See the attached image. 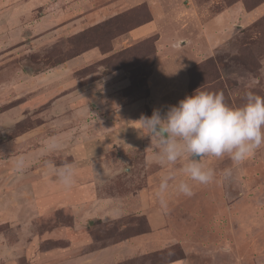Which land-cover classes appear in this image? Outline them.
Listing matches in <instances>:
<instances>
[{"label":"rangeland","instance_id":"obj_1","mask_svg":"<svg viewBox=\"0 0 264 264\" xmlns=\"http://www.w3.org/2000/svg\"><path fill=\"white\" fill-rule=\"evenodd\" d=\"M199 87L264 97V0H0V264H264V146L155 196L139 120Z\"/></svg>","mask_w":264,"mask_h":264},{"label":"clouds","instance_id":"obj_2","mask_svg":"<svg viewBox=\"0 0 264 264\" xmlns=\"http://www.w3.org/2000/svg\"><path fill=\"white\" fill-rule=\"evenodd\" d=\"M139 123L140 131L154 146L157 162L167 169L155 192L161 206L166 207L170 187L191 196L193 184L189 181L200 185L213 182L216 172L202 164L201 158L227 157L239 165L264 146V97L248 91L244 102L233 107L225 102L222 92L199 87L169 106L163 115L154 110L150 117L142 116ZM56 175L65 188L72 187V167L65 166ZM223 175L230 176L231 169H225Z\"/></svg>","mask_w":264,"mask_h":264},{"label":"trees","instance_id":"obj_3","mask_svg":"<svg viewBox=\"0 0 264 264\" xmlns=\"http://www.w3.org/2000/svg\"><path fill=\"white\" fill-rule=\"evenodd\" d=\"M118 18L119 17H116V18H113V19H110V20H108V21H106V22H103V23H101V24H99V25H96V26H93L92 27V48L93 47H97V46H100L99 45V41H98V35L97 34H99V32L97 33V29H101L102 30V28L101 27H103L104 25H105V23L106 24H109V26H108V28L106 29V31H109L111 28H112V26L118 21ZM112 24V25H111ZM111 25V26H110ZM105 28V27H104ZM128 30H130V28H127L125 31H128ZM124 31V32H125ZM123 33V32H122ZM100 35V34H99ZM109 36H111V37H109ZM108 37H107V39L106 40H110V39H112L113 37H116L117 35H115V36H113V35H109ZM100 49L102 50V52L103 53H107L109 50H105V48L103 49V48H101L100 47ZM85 50H81V51H79V52H77L76 54H73L72 56H69L68 58H66L64 61H66L67 59H69L70 57H73V56H76V55H78V54H80V53H82V52H84ZM113 55L114 54H112V55H110V56H108V57H106V58H104V59H102L99 63H101L100 64V66H105V67H107L106 66V64L107 63H109V59H113V58H111V57H113ZM131 67V66H130ZM107 70H109V68L107 69ZM108 72H110V71H108ZM108 72L106 71L105 72V74L107 75L108 74ZM138 75H132L130 78H131V84H139L140 82V79L137 77ZM144 77H145V75H143ZM144 77H142L141 76V78H143L144 79ZM173 262V261H172ZM170 263V262H169ZM168 264V263H167Z\"/></svg>","mask_w":264,"mask_h":264},{"label":"crops","instance_id":"obj_4","mask_svg":"<svg viewBox=\"0 0 264 264\" xmlns=\"http://www.w3.org/2000/svg\"><path fill=\"white\" fill-rule=\"evenodd\" d=\"M141 28V27H140ZM118 244V243H117ZM120 244V243H119ZM115 245V247H113V248H118L120 245ZM114 245H112V246H114ZM103 252H107L106 251V248H104V247H102L101 249H99L98 251H95V252H92V258H95L98 254H101V253H103ZM109 252V251H108ZM110 253H111V251H110ZM111 255V254H110ZM115 255V254H114ZM94 256V257H93ZM106 255H103V258L105 257ZM116 257H115V259H117V258H119L120 256H118V255H115ZM112 259V258H111ZM114 259V261H116ZM103 261H100L99 263L101 264H103L104 262H105V259H102ZM93 261V260H92ZM98 263V264H99ZM176 262L175 261H173V262H170V263H168V264H175ZM92 264H97L96 262H92ZM107 264V263H106Z\"/></svg>","mask_w":264,"mask_h":264},{"label":"water","instance_id":"obj_5","mask_svg":"<svg viewBox=\"0 0 264 264\" xmlns=\"http://www.w3.org/2000/svg\"><path fill=\"white\" fill-rule=\"evenodd\" d=\"M89 223L92 224L93 223V220H89Z\"/></svg>","mask_w":264,"mask_h":264}]
</instances>
